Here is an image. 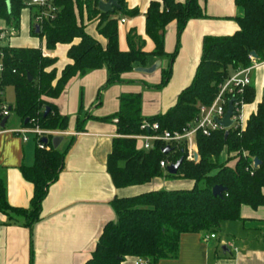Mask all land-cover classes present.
<instances>
[{
    "label": "trees",
    "instance_id": "obj_1",
    "mask_svg": "<svg viewBox=\"0 0 264 264\" xmlns=\"http://www.w3.org/2000/svg\"><path fill=\"white\" fill-rule=\"evenodd\" d=\"M101 0H53L59 10L54 18L39 22L36 31V15L32 14L31 34L44 40L47 49L57 44H69L67 64L58 77L57 58L43 54L41 47H16L3 44L9 36L20 31L24 0H0V20L6 29H13L2 38L5 29L0 28V121L2 112L9 111L23 127L39 126L53 131H64L68 118L60 114L51 99L57 98L71 78L84 75L106 65L109 70L107 85L121 82L122 75L135 65L147 66L154 57L165 52L166 27L172 21L177 24L178 42L171 54L174 59L179 50V38L188 21L205 18L204 8L198 0H153L146 12V32L155 42V49L144 50L145 40L135 29L127 35L129 49L122 51L118 45V17L116 12H101ZM123 14L135 16L136 9H128L124 0H116ZM243 14L234 19L239 29L232 35H207L203 40L200 63L191 84L182 90L176 103L166 112L144 117L141 111V94L124 92L120 95V107L112 117H117L118 137L114 138L108 155L107 169L116 187L143 185L157 177L193 181L190 189H159L138 195L115 198L112 202L117 214L116 222H109L86 264H122L127 257L141 258L145 263H157L178 255L183 233L217 234L221 223L241 218L242 205L257 208L264 205V101L258 104L246 127L218 129L210 135L198 134L196 146L199 158L189 157L187 142L167 144L155 142L150 149L138 147L136 136L152 132L150 126L158 122L159 131H181L199 115L201 105H210L219 85L230 74L251 65L250 54L264 59V0H235ZM97 20V30L106 39L100 41L86 31L83 16ZM75 39L79 42L74 43ZM29 75L32 80H29ZM171 77V66L162 71V80L155 87H164ZM14 89V102L5 104L4 93ZM255 89L247 86L236 99L244 104L255 99ZM49 112L45 115L46 108ZM28 121L26 122V120ZM71 144V143H70ZM69 144V145H70ZM169 147L170 151L164 150ZM54 148L52 143L44 148L37 145L34 163L22 165L23 177L34 185L30 207H13L6 198V189L0 179V211L10 218L22 217L24 224L32 227L40 220L41 206L48 189L54 183L65 162L66 153ZM228 156L222 159V154ZM236 156H232V153ZM235 159L234 164L228 161ZM261 161L253 165L254 159ZM182 160L176 174H170L160 163H176ZM215 185L226 188L222 196H214Z\"/></svg>",
    "mask_w": 264,
    "mask_h": 264
},
{
    "label": "crops",
    "instance_id": "obj_2",
    "mask_svg": "<svg viewBox=\"0 0 264 264\" xmlns=\"http://www.w3.org/2000/svg\"><path fill=\"white\" fill-rule=\"evenodd\" d=\"M124 1L128 9H136L138 14L130 16L114 9L118 17L120 50L129 49L127 35L135 29L145 40L144 50L153 52L155 42L146 32V12L153 0ZM198 1L207 17L188 21L179 38V50L174 59L170 56L177 46L178 30L176 22L172 21L166 27L165 55L154 57L147 66L135 65L122 75L121 82L110 85H107L109 70L106 65L84 75H76L57 98L51 99L60 114L68 118L67 128L59 131L65 134L59 135L62 141L58 149L65 151L69 146L64 167L58 179L50 185L42 202L40 220L32 227L24 224V218L12 219L0 211V264H86L105 226L118 220L112 205L115 198L159 189L193 187L191 180L163 177L143 185L116 187L107 169V159L114 138L119 136L117 117L112 115L119 110L122 93L141 94V111L146 118L166 112L176 103L182 90L191 84L201 60L204 37L232 35L239 29L234 18L242 15L243 9L236 5L235 0ZM26 7L31 12V29L35 9ZM83 22L86 31L105 46L106 39L98 33L97 20L90 21L84 15ZM5 27V21L0 20V28ZM16 36H9L3 44L41 47L45 56L57 58L58 77L71 63L69 44H57L55 49H47L44 40L40 45L12 44ZM78 42L79 39L74 40V43ZM155 64L158 68L152 73L138 70ZM169 66L170 80L162 88L155 87L162 80V71ZM250 76L256 95L253 102L243 105L246 124L258 104L264 101V64L252 68ZM13 102L14 99L10 103L5 101V104L9 106ZM10 119L0 134V179L5 185L9 204L28 208L34 185L23 177L21 166L34 163L37 141L35 137L34 141L31 140L32 135L24 140V134L15 131L23 127L20 120L15 117L8 125ZM55 136L48 138L50 143ZM240 215L239 220L221 223L220 230L226 232L225 238L219 239L218 233L215 238L204 240L202 233H183L177 257L162 259L155 264H264V205L257 208L242 205ZM136 259L127 257L122 264H136Z\"/></svg>",
    "mask_w": 264,
    "mask_h": 264
},
{
    "label": "built area",
    "instance_id": "obj_3",
    "mask_svg": "<svg viewBox=\"0 0 264 264\" xmlns=\"http://www.w3.org/2000/svg\"><path fill=\"white\" fill-rule=\"evenodd\" d=\"M27 5L38 9V13L35 18L36 22L54 18L59 10L53 0H30ZM11 32H13V29H5L1 34L2 38L8 37ZM250 60V66L234 70L230 76L219 85L218 92L213 102L210 105H201L198 117L181 131L171 132L169 130H163L160 132L158 122H154L151 126L148 123H144L142 128L151 127L152 132L140 133L136 136L137 140L141 142V147L144 149H150L155 142H163L167 144L187 142L189 157L194 159L196 153L194 143L198 134L201 133L203 135H210L215 130L225 129L221 125L220 121L225 117L231 99H233L234 106V114L231 117L233 124L231 127H240L243 130L246 127L242 113L244 103L236 98L244 93L247 86L252 84L250 76L251 69L264 64V59L258 60L252 54H250ZM1 69L2 66L0 65V71ZM9 114V111L5 108L2 112V118L9 116ZM4 129L5 127L3 128L0 126V134L4 132ZM15 131L24 134V140H28V135L34 136L37 141V145L40 148L45 147V143L42 141L44 138L65 134L64 132L43 129L39 126L22 127ZM169 164L170 163L165 161H161L160 163L163 168H167ZM215 237V233L206 234L204 236V240H209ZM135 263L144 264L145 262L143 259L137 258Z\"/></svg>",
    "mask_w": 264,
    "mask_h": 264
},
{
    "label": "water",
    "instance_id": "obj_4",
    "mask_svg": "<svg viewBox=\"0 0 264 264\" xmlns=\"http://www.w3.org/2000/svg\"><path fill=\"white\" fill-rule=\"evenodd\" d=\"M119 4L116 0H101L99 2V5H98V8L101 12H104V13H108V12H113L114 9L116 8H119ZM36 31L38 32L40 30V26L39 25H36ZM253 56L256 57V53L253 52L252 53ZM158 68V64H155L153 66H150V67H146V68H138V70L144 72V73H152L154 72L156 69ZM29 80H32V77L29 75ZM49 112V107L46 108V112H45V115ZM234 114V106H233V99L230 100L229 102V106H228V109H227V113L225 115V117L220 121L221 125L223 126V128L227 129L229 127H231V125L233 124V120L231 119L232 115ZM8 120V117H4L0 123V126L1 127H5L6 125V122ZM28 121V119L26 120V122ZM45 144H47L49 142V139L48 138H44L42 140ZM62 141V136H55L53 139H52V144L54 146V148H58L60 142ZM170 149L169 147H167L164 152L167 153L169 152ZM198 153L196 152L195 153V160H198ZM182 163V160H179L177 161L176 163H170L166 170L168 173L170 174H176L177 171H178V168L179 166L181 165ZM254 164L255 166H259L261 164V161L258 159V158H255L254 159ZM226 190L225 187H223L222 185H215L212 189V192H213V195L214 196H222L223 195V192Z\"/></svg>",
    "mask_w": 264,
    "mask_h": 264
},
{
    "label": "rangeland",
    "instance_id": "obj_5",
    "mask_svg": "<svg viewBox=\"0 0 264 264\" xmlns=\"http://www.w3.org/2000/svg\"><path fill=\"white\" fill-rule=\"evenodd\" d=\"M24 1H25L26 4H29V1L30 0H24ZM30 16H31V12H30L29 8L26 7L23 10L22 14H21V26H20L19 35L16 36L14 39H12V41H11L12 44L17 43V44H22V45H40V43L43 42V41H41V39L39 37H36V36H34V35L31 34V32H30V30H31L30 29L31 17ZM36 25H39V22H36ZM5 29H6V27H5ZM4 95H5L4 96V100L6 102H8V103L12 102L13 99H14V89H13V87H8L6 89V92L4 93ZM13 119H15V116L14 115L11 116V119H10L8 125H10V123H11V121H13ZM30 137H31V140L34 141V136L33 137L30 136ZM138 145H141V143L138 142ZM194 147L196 149V152L198 153V149H197V146H196V141L194 143ZM231 155L234 157V156H236V153L234 152ZM227 156L228 155L224 152L222 154V159L225 160L227 158ZM228 162H229V164H234L235 159L233 158V159H231ZM218 233H219V236H220L219 239L226 237L225 236L226 235L225 234L226 232L224 230H220ZM213 241H215V240H212V242Z\"/></svg>",
    "mask_w": 264,
    "mask_h": 264
}]
</instances>
